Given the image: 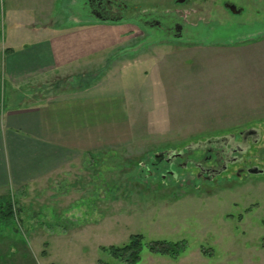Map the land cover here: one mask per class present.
<instances>
[{
  "label": "rangeland",
  "instance_id": "374dc122",
  "mask_svg": "<svg viewBox=\"0 0 264 264\" xmlns=\"http://www.w3.org/2000/svg\"><path fill=\"white\" fill-rule=\"evenodd\" d=\"M223 1L157 0L159 11H177L155 14H175L180 37L153 35L133 21L137 12H125L129 36L106 48L102 27L90 26L76 46L93 49L82 57L94 61L98 53L96 62L28 87L45 99L89 88L123 94L126 142L82 157L46 183L0 192L2 208L9 202L11 209L0 212V264H129L101 247L136 233L143 246L135 264H264V0H230L240 14ZM9 5L1 0L5 11ZM208 7L216 11L179 12ZM78 9L76 20L115 22ZM4 35L0 24V47ZM3 78L0 65V109L8 97L14 105L27 99L10 95L18 85ZM207 140L227 143L234 158L225 171L201 178L188 165L164 181L146 174L154 153L189 144L190 158L211 165L197 149ZM157 239L184 240L185 249L174 258L149 252L146 244Z\"/></svg>",
  "mask_w": 264,
  "mask_h": 264
},
{
  "label": "crops",
  "instance_id": "0c3cea01",
  "mask_svg": "<svg viewBox=\"0 0 264 264\" xmlns=\"http://www.w3.org/2000/svg\"><path fill=\"white\" fill-rule=\"evenodd\" d=\"M8 1L5 11L0 0V24L5 33L0 65L5 83L18 85L9 94L23 93L22 100L27 99L14 105L8 97L0 109V192L7 193L46 183L51 176L64 175L82 157L114 150L126 142L127 106L122 93L89 88L45 99L28 87L66 69L96 62L98 53L94 61H88L82 55L92 56L93 49L76 46L87 41L90 26L102 27L106 48L123 35L128 37L133 26L128 19L105 25L76 20L80 0ZM106 25L109 35L104 31ZM24 88L29 90L21 92Z\"/></svg>",
  "mask_w": 264,
  "mask_h": 264
},
{
  "label": "flooded vegetation",
  "instance_id": "af4514ba",
  "mask_svg": "<svg viewBox=\"0 0 264 264\" xmlns=\"http://www.w3.org/2000/svg\"><path fill=\"white\" fill-rule=\"evenodd\" d=\"M156 1L157 0H152L147 2V0H138V2L131 3L129 0H81L80 7L81 9L86 8V13L89 16H93L100 20L123 19L125 12H137L134 13V20H132L137 23L136 25L143 26V30L144 28L148 29V31L153 35H171L176 37L182 36L183 26L179 22L178 17L175 14H155V12L177 11H159ZM214 4H216V2L211 1L210 6H214ZM221 5L223 9L228 12H232V10L230 9V5H234V9L239 12L237 14L244 12L243 8L237 7L236 3L230 0H224ZM205 11L215 12L216 10H214L212 7H208L206 9L190 8L188 11L182 10L179 12ZM197 149H201L205 153L204 159L210 162L211 165L203 166L201 162H195L192 158H190L191 153L194 151V149L182 148L179 151L170 150L169 152H167L166 150H162L164 152L158 154L157 156H155V154L151 156L152 160L150 165H145L148 175L153 173L151 170L153 169L155 171L160 172L159 176L161 180L164 181L166 175H169L172 179L175 180L178 176V169L185 170L188 165H192L193 167H196L199 170V172L196 173L195 177L197 176L201 178H211L213 177V174H216V172L220 170L223 166L225 170L228 164L227 162H229L230 159L234 158L232 155L229 156L227 151H225L227 149V143H225L224 140H207L206 143L200 145ZM218 165L220 166V168H217Z\"/></svg>",
  "mask_w": 264,
  "mask_h": 264
},
{
  "label": "trees",
  "instance_id": "16d2710c",
  "mask_svg": "<svg viewBox=\"0 0 264 264\" xmlns=\"http://www.w3.org/2000/svg\"><path fill=\"white\" fill-rule=\"evenodd\" d=\"M182 148L196 150V148H194V147L186 148L185 146H183V147H181V149ZM172 150H174V149H172ZM151 170L153 173L150 174V176H157L158 179L161 180L159 174H157L158 171H155L153 169H151ZM178 170L181 171L184 169H178ZM222 171H225V170H222ZM146 174L148 175L147 170H146ZM97 193L99 195L101 194L100 189H98ZM3 205H4L3 203L0 204V206H1L0 212L3 213L5 211V209H7L6 212L8 214H11L9 202L7 203L5 209H4V207L2 208ZM142 242H143L142 234L136 233V234L129 235L128 241L124 244H121V245L111 244L107 247H101V249L104 251H108L114 258H121L129 264H135L140 259V252H141V248L143 246ZM146 246H147L148 251L151 253L160 254V255H167V256L174 258L184 251L185 241L179 240L176 242H172V241H166L163 239H157V240L149 241L146 244Z\"/></svg>",
  "mask_w": 264,
  "mask_h": 264
},
{
  "label": "water",
  "instance_id": "95a60500",
  "mask_svg": "<svg viewBox=\"0 0 264 264\" xmlns=\"http://www.w3.org/2000/svg\"><path fill=\"white\" fill-rule=\"evenodd\" d=\"M177 1H178V2H181L182 0H177ZM230 9L232 10V13H233V14H237V13H239V12H237L236 9H234V5H230ZM251 132H254V130H251ZM240 133H242V132H240ZM185 147H186V148H191V147H193V145H192V144H189V145H185ZM162 152H164V151L156 152V153H154V154H155V156H157L158 154H160V153H162ZM222 170H224V166H223L220 170H218V171L216 172V174H217V173H220ZM247 171H248L249 173H261V172H262V169H258V168H256V167H250V168H247ZM216 174H213V176L216 175Z\"/></svg>",
  "mask_w": 264,
  "mask_h": 264
}]
</instances>
